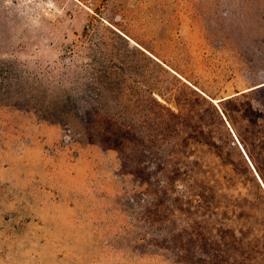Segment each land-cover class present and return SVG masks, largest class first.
Segmentation results:
<instances>
[{
	"label": "rangeland",
	"instance_id": "obj_1",
	"mask_svg": "<svg viewBox=\"0 0 264 264\" xmlns=\"http://www.w3.org/2000/svg\"><path fill=\"white\" fill-rule=\"evenodd\" d=\"M262 81L264 0H0V264H230L170 177L227 150L196 115L234 92L264 174Z\"/></svg>",
	"mask_w": 264,
	"mask_h": 264
},
{
	"label": "trees",
	"instance_id": "obj_2",
	"mask_svg": "<svg viewBox=\"0 0 264 264\" xmlns=\"http://www.w3.org/2000/svg\"><path fill=\"white\" fill-rule=\"evenodd\" d=\"M261 86L252 89H258ZM242 93L221 99L217 103L219 110L210 100L202 97L206 109L204 114L196 115L197 122L200 123V129H196V132L199 134L211 133L210 127L217 129L222 133L224 147L227 150L222 149L211 134L210 136L203 135L202 139L212 147L211 157L213 160L209 164L194 161L196 172L193 170L194 168L187 165L185 168H179L180 171L178 169L175 176L170 178L174 186L194 191L191 198L195 206L212 208L209 212L200 213V217L213 218L218 225L213 228L214 236L218 242L215 256L219 255L218 257L223 259L225 255H228L231 259L230 264H264V174L260 162L254 158L243 136L237 130L230 108L226 107L227 103L233 102ZM208 95L215 98L211 94ZM219 111L229 124L253 170L237 146ZM172 115L174 114L172 113ZM174 117L179 118L177 115ZM110 120L109 132L111 135L115 136L112 133L115 128L122 135L130 136L128 125L113 118ZM112 145L118 147V144ZM197 175L200 178L197 179ZM226 221L235 222V227L227 233V236L220 227ZM226 238L228 241L225 240ZM194 261L206 264L201 260V256H195L194 253L185 259L187 264H194Z\"/></svg>",
	"mask_w": 264,
	"mask_h": 264
},
{
	"label": "water",
	"instance_id": "obj_3",
	"mask_svg": "<svg viewBox=\"0 0 264 264\" xmlns=\"http://www.w3.org/2000/svg\"><path fill=\"white\" fill-rule=\"evenodd\" d=\"M261 85H264V81H262V82H260V83H258V84H255L254 86H251V87H249L248 89H252V88H255V87H258V86H261ZM235 94H237V93L234 92L232 95H235ZM232 95H228V96H225V97H223V98L215 99V101H212V102L215 104V106H216L217 109L219 110V108H218V106H217L216 103H218L221 99L227 98V97L232 96ZM219 112H220V114H221V116H222V119L224 120L226 126L228 127V130L230 131V133L232 134L234 140L236 141L237 146L239 147V149L241 150L242 154L244 155V157H245L246 161L248 162L250 168L253 170V167L251 166V164H250V162H249L247 156L245 155L243 149L241 148L240 144L238 143V141L236 140L235 136L233 135V133H232L230 127H229V124H228L227 121L225 120V118H224L223 114L221 113V111H219ZM254 175H255V177L257 178V180L260 182V180H259V178H258V176H257V174H256L255 172H254ZM260 184H261V183H260Z\"/></svg>",
	"mask_w": 264,
	"mask_h": 264
}]
</instances>
